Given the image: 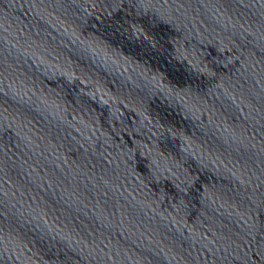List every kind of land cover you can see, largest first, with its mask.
Here are the masks:
<instances>
[{"label":"water","instance_id":"obj_1","mask_svg":"<svg viewBox=\"0 0 264 264\" xmlns=\"http://www.w3.org/2000/svg\"><path fill=\"white\" fill-rule=\"evenodd\" d=\"M0 264H264V0H0Z\"/></svg>","mask_w":264,"mask_h":264}]
</instances>
